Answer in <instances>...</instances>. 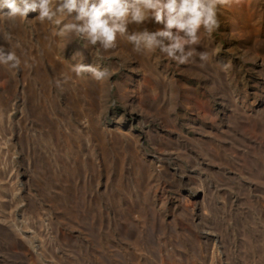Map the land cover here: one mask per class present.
Segmentation results:
<instances>
[{
  "label": "rangeland",
  "instance_id": "374dc122",
  "mask_svg": "<svg viewBox=\"0 0 264 264\" xmlns=\"http://www.w3.org/2000/svg\"><path fill=\"white\" fill-rule=\"evenodd\" d=\"M217 3L183 65L0 5V264H264V0Z\"/></svg>",
  "mask_w": 264,
  "mask_h": 264
},
{
  "label": "clouds",
  "instance_id": "9594fccd",
  "mask_svg": "<svg viewBox=\"0 0 264 264\" xmlns=\"http://www.w3.org/2000/svg\"><path fill=\"white\" fill-rule=\"evenodd\" d=\"M9 15L27 17L38 12L37 20L56 26L57 36L73 35L95 51L116 47L125 37L136 53L159 51L177 64L183 65L198 55L200 61L207 53L194 47L201 30L212 33L219 26L217 0H0ZM163 25L150 30L149 24ZM135 25L137 30L131 31ZM0 64L15 69L20 59L15 51L0 48ZM88 68L97 78L102 71Z\"/></svg>",
  "mask_w": 264,
  "mask_h": 264
}]
</instances>
